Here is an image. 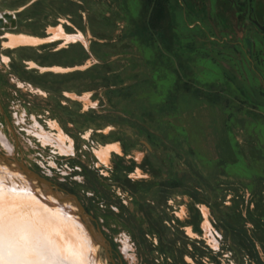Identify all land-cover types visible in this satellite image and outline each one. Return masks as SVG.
<instances>
[{"label":"rangeland","instance_id":"obj_1","mask_svg":"<svg viewBox=\"0 0 264 264\" xmlns=\"http://www.w3.org/2000/svg\"><path fill=\"white\" fill-rule=\"evenodd\" d=\"M218 125L230 158L197 151ZM0 156L77 197L95 264H264V9L0 0Z\"/></svg>","mask_w":264,"mask_h":264},{"label":"bare ground","instance_id":"obj_2","mask_svg":"<svg viewBox=\"0 0 264 264\" xmlns=\"http://www.w3.org/2000/svg\"><path fill=\"white\" fill-rule=\"evenodd\" d=\"M21 35L10 36V44L37 41ZM35 135L52 141L42 129ZM55 142L62 147L63 136ZM109 149L98 155L107 157ZM96 248L71 200H60L16 162L0 156V264H95Z\"/></svg>","mask_w":264,"mask_h":264},{"label":"crops","instance_id":"obj_3","mask_svg":"<svg viewBox=\"0 0 264 264\" xmlns=\"http://www.w3.org/2000/svg\"><path fill=\"white\" fill-rule=\"evenodd\" d=\"M253 5L261 10V8L264 9V0H253ZM187 100H191L195 104L198 103V100H202L200 97H191V96H185ZM181 102V99H180ZM202 102V101H201ZM203 104V103H202ZM206 108H209L214 114V117L218 120L220 112L216 107H213L212 104L204 103ZM207 104V105H206ZM208 106V107H207ZM200 134H202L203 127L200 128ZM213 130V129H212ZM210 131L211 134H213L210 137V144L208 145L205 142H201L200 146L197 148V151L200 155H204L207 157H210L212 159L220 158V157H232V150L230 149L228 145V141L225 138L226 132H224V128L222 125H218L215 128V131ZM208 141V137H205ZM196 149V148H195Z\"/></svg>","mask_w":264,"mask_h":264},{"label":"water","instance_id":"obj_4","mask_svg":"<svg viewBox=\"0 0 264 264\" xmlns=\"http://www.w3.org/2000/svg\"><path fill=\"white\" fill-rule=\"evenodd\" d=\"M14 161L19 165V167L21 168L22 171L27 173L28 176L33 177V178L37 179L38 181L45 183L46 185H51L50 182H48L44 178L40 177L35 172L31 171L29 168H27L25 165H23V163H21L20 161H18L16 159H14ZM67 195H68V197H70L71 201L75 205V207L77 209V213H78L81 221L84 223L87 230L91 233L90 235L92 236V239L96 243H99L100 245H102L103 247L110 249V247L108 245L104 244L105 238H104L103 234L101 233V231L99 230V227L96 226V228H92L89 225L87 218L92 219V217L90 215H88L87 213H85V211H84L82 205L80 204L79 200L77 199V197L71 193H68ZM97 236H98V238H97ZM111 262H112V264H114V262L112 260H111Z\"/></svg>","mask_w":264,"mask_h":264},{"label":"flooded vegetation","instance_id":"obj_5","mask_svg":"<svg viewBox=\"0 0 264 264\" xmlns=\"http://www.w3.org/2000/svg\"><path fill=\"white\" fill-rule=\"evenodd\" d=\"M161 194L163 195V199H166V194L164 192H162ZM163 203H166L165 200H163Z\"/></svg>","mask_w":264,"mask_h":264}]
</instances>
